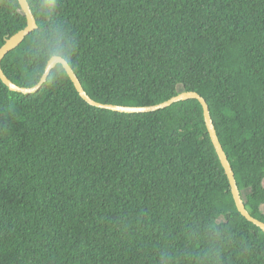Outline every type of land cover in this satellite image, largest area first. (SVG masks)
Returning a JSON list of instances; mask_svg holds the SVG:
<instances>
[{"label":"trees","instance_id":"obj_1","mask_svg":"<svg viewBox=\"0 0 264 264\" xmlns=\"http://www.w3.org/2000/svg\"><path fill=\"white\" fill-rule=\"evenodd\" d=\"M36 22L2 61L23 88L42 78L50 26ZM55 23L96 102L201 95L264 223V0H62ZM26 27L18 0H0V49ZM0 264H264V232L238 212L197 100L129 115L90 106L69 77L32 95L0 79Z\"/></svg>","mask_w":264,"mask_h":264},{"label":"water","instance_id":"obj_2","mask_svg":"<svg viewBox=\"0 0 264 264\" xmlns=\"http://www.w3.org/2000/svg\"><path fill=\"white\" fill-rule=\"evenodd\" d=\"M21 10L26 16L27 19V27L18 32L16 35L8 39L5 43V45L0 49V79L2 83L9 89L10 92L18 93L22 95H32L37 93L43 85L47 82L48 77L42 76L40 82L32 87V88H23L15 83H13L11 80H9L5 74L2 71V61L3 59L12 51L17 49L24 41L25 39L33 32H35L38 29V25L36 22V19L31 11V8L29 6V3L27 0H18ZM73 83L76 91L80 95V97L90 106L101 109V110H108L115 113L120 114H147V113H154L161 110L168 109L172 107L174 104L186 102L189 100H197L203 109L204 114V120L206 124L207 131L210 135V139L212 141V144L215 148V151L218 155V158L220 160V163L225 171V174L227 176V179L229 181V185L231 188V193L236 205V208L238 212L250 223L255 225L256 227L260 228L264 232V223L260 222L259 220L252 217L249 212L246 210L245 204L242 200L239 187L236 182L235 174L232 169V166L229 162V159L219 141V138L217 136V131L215 128V125L213 123L211 113L209 106L206 102V100L199 95L196 92H183L179 94L178 96L170 99L169 101H166L164 103H161L159 105L155 106H148V107H125V106H115V105H108V104H101L99 102L94 101L89 97V95L85 92L83 89L78 77L74 73L73 69L71 68L70 75L68 76Z\"/></svg>","mask_w":264,"mask_h":264},{"label":"clouds","instance_id":"obj_3","mask_svg":"<svg viewBox=\"0 0 264 264\" xmlns=\"http://www.w3.org/2000/svg\"><path fill=\"white\" fill-rule=\"evenodd\" d=\"M31 10L42 27L47 30L37 33L38 44L33 56L36 61L37 77L46 76L49 82L65 80L70 75L72 60L78 55V44L73 42L70 30L55 22L61 15L62 0H29ZM16 8L18 5L10 4ZM264 185V177L260 179ZM216 232L215 229H212ZM211 250L208 255L214 254Z\"/></svg>","mask_w":264,"mask_h":264}]
</instances>
